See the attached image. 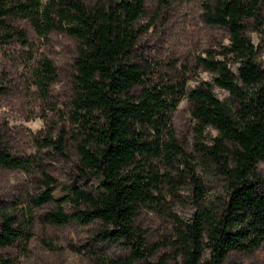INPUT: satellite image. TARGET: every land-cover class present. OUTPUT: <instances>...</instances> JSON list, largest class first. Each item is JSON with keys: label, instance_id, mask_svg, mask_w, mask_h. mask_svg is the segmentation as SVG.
Returning a JSON list of instances; mask_svg holds the SVG:
<instances>
[{"label": "trees", "instance_id": "16d2710c", "mask_svg": "<svg viewBox=\"0 0 264 264\" xmlns=\"http://www.w3.org/2000/svg\"><path fill=\"white\" fill-rule=\"evenodd\" d=\"M144 2L0 0V45L12 37L24 41L10 18L24 19L38 37L61 31L76 42L71 93L62 118L69 124L79 171L93 173L97 185L92 190L71 186L55 199L49 220L98 224L100 240L129 248L128 262L152 256L154 250L145 246L133 217L141 208L161 202V187L173 182L164 167L176 169L180 162L190 166L171 125V114L185 97L191 103L199 162L220 178L223 194L205 199L201 181L191 176L196 208L187 222L174 218L175 244L181 264H224L230 253L251 252L264 241V68L244 33L249 19L264 35V0L202 3L204 21L225 28L228 37L227 44L196 57L197 65L212 77L190 88L185 78H166L138 55ZM36 78L40 94H47L54 79L50 60H41ZM213 85L227 96L218 98ZM64 128L54 139L45 135L42 144L61 152ZM5 147L0 134V166H29L28 158L13 156ZM176 172L181 174L180 169ZM40 175L42 189L31 199L35 206L52 200L54 179L43 170ZM63 202L72 206L68 215L61 209ZM30 211L26 207L20 219L0 212V264H15L3 250L27 238Z\"/></svg>", "mask_w": 264, "mask_h": 264}, {"label": "rangeland", "instance_id": "374dc122", "mask_svg": "<svg viewBox=\"0 0 264 264\" xmlns=\"http://www.w3.org/2000/svg\"><path fill=\"white\" fill-rule=\"evenodd\" d=\"M100 0H85L92 4ZM208 0H145L143 14L138 19L141 35L137 53L153 71L166 78H185L186 88L199 82H211L212 74L196 63L206 49H217L227 44L225 28L207 24L203 19L202 3ZM264 17V4L260 7ZM8 21L19 29L24 41L12 37L0 45V134L9 154L28 158L29 166L5 168L0 166V212L5 211L20 219L30 208L29 229H24L27 240L17 241L3 250L15 264H181L182 257L175 244L174 218L187 222L196 208V190L191 176L201 181L205 199L216 200L222 192V181L212 170L200 164L194 147L195 135L190 116L191 103L182 97L171 114L174 137L190 161L193 172L180 164L176 169L164 167L172 184L160 189V203L141 208L133 217V225L141 231L145 246L154 250L152 256L128 262L129 248L121 243L100 240L99 225L79 224L73 220L52 223L49 213L55 199L68 193L71 186L92 190L97 185L93 173H81L77 155L68 137L69 124L62 111L71 93L72 58L76 42L61 31H50L38 37L21 18ZM244 33L256 46V59L264 68V35L245 20ZM42 59L54 67V79L47 94H40L36 71ZM235 64L231 65L235 73ZM212 90L218 98L227 93L216 86ZM65 127L64 149L61 152L44 146L41 138L48 133L56 138ZM213 134V129H207ZM64 133V132H63ZM262 168V166H260ZM40 170L54 179L52 200L35 206L31 199L42 189ZM64 215L73 209L70 203L60 204ZM207 251L203 252V259ZM224 264H264V241L251 252L230 253Z\"/></svg>", "mask_w": 264, "mask_h": 264}]
</instances>
